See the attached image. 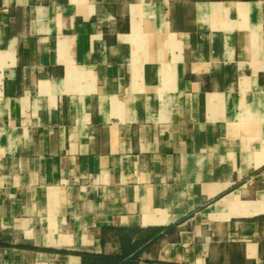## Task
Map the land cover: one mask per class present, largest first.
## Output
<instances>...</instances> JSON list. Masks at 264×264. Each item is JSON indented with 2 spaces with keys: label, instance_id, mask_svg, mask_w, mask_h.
Wrapping results in <instances>:
<instances>
[{
  "label": "crops",
  "instance_id": "obj_1",
  "mask_svg": "<svg viewBox=\"0 0 264 264\" xmlns=\"http://www.w3.org/2000/svg\"><path fill=\"white\" fill-rule=\"evenodd\" d=\"M0 152V264H264V0H0Z\"/></svg>",
  "mask_w": 264,
  "mask_h": 264
},
{
  "label": "trees",
  "instance_id": "obj_2",
  "mask_svg": "<svg viewBox=\"0 0 264 264\" xmlns=\"http://www.w3.org/2000/svg\"><path fill=\"white\" fill-rule=\"evenodd\" d=\"M122 249L123 253L118 254H98L93 252H77L82 257V264H129V255L133 252L134 246L123 238ZM136 246V245H135Z\"/></svg>",
  "mask_w": 264,
  "mask_h": 264
},
{
  "label": "built area",
  "instance_id": "obj_3",
  "mask_svg": "<svg viewBox=\"0 0 264 264\" xmlns=\"http://www.w3.org/2000/svg\"><path fill=\"white\" fill-rule=\"evenodd\" d=\"M2 163H3V156L0 152V174H1V171H2Z\"/></svg>",
  "mask_w": 264,
  "mask_h": 264
}]
</instances>
